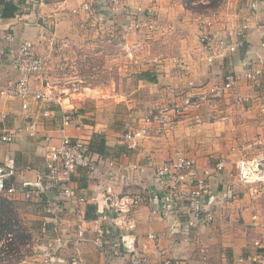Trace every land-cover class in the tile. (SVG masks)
<instances>
[{"label": "crops", "instance_id": "obj_1", "mask_svg": "<svg viewBox=\"0 0 264 264\" xmlns=\"http://www.w3.org/2000/svg\"><path fill=\"white\" fill-rule=\"evenodd\" d=\"M92 1L102 10L91 15L73 13L74 9ZM9 2L18 10L13 16H3L5 3ZM254 2L258 4V10L242 45L235 53L218 56L210 65L205 59L197 25L212 17L187 10L182 0H114L112 4L103 0H0V89L20 78L10 66L11 58L22 42L32 41L37 53L45 59L48 42L61 44L64 39L79 38V31L84 26L98 25L96 35L100 38L97 41L104 44L92 56L108 59L110 55H116L118 60L103 66L107 72L113 71L117 75L98 86L105 91L101 105H98L99 101L74 103L70 97H64V107L54 102L41 106L31 101L28 112H24L20 99L0 97V166L4 169L7 165L13 167L9 184L22 187L23 183L36 182L40 178L50 149L46 138H51L50 145L58 144L68 108H72L68 113L73 122L65 130L67 135L81 137L94 153L139 168L129 173L124 171L125 178L118 174L109 180L105 170H101L89 179L81 176L74 180L77 195L87 199L85 221L82 222L86 241L80 245L84 264L127 263L126 255L114 257L108 248L101 250L95 244L98 225L93 220L102 214L114 215V200L108 197L107 188L110 187L112 194L118 197L143 196V189L153 183V168L170 161L178 153L195 161L199 175L208 181L212 194L223 195L228 187H232L237 199L229 207L216 209L217 218L213 224L189 229L185 227L188 217L183 214L179 215L183 225L178 228H172L170 220L155 219L151 204L143 199L129 214L135 225L131 236L136 240L138 251L152 264L208 263L211 257L218 258L219 264H254L241 263L240 259L256 252L262 254V260L256 264H264V210H260V193L254 184L244 185L236 176L237 163L243 154L250 157L264 155V0H224L219 7V16L230 25L225 27L220 22H213L211 28L228 35L231 25L237 27L244 16L251 14ZM108 8L116 9V12L127 10L133 15L112 16ZM138 8L145 11L144 18L134 16ZM153 12L157 16H153ZM135 22L150 25L149 36L142 38L148 40L147 45L139 43L140 33H126L124 25ZM160 40L166 44L165 51L158 52L156 46L161 45ZM119 42L133 46L134 58L128 64L120 62L123 56L117 46ZM109 43H113L117 51L109 54V48L105 47ZM249 63L254 64L253 70L263 74L259 85L243 78L228 98L201 100L200 96L207 88L222 84L227 75L235 73L243 77L252 68L248 67ZM181 65L185 66V72ZM130 82L135 86L126 90L125 86ZM34 85L38 89L47 87L42 82ZM237 97H247V101L240 105L236 102ZM175 102L183 106V112L174 132L161 135L153 128L135 148L122 141L125 131L142 125L147 114ZM45 109L52 114L48 119L41 115ZM29 123L37 127L35 137L25 130ZM78 125L82 128L77 129ZM8 133L15 135L12 143L2 141V136ZM93 145H102L103 153L93 149ZM220 162L225 165L223 172L216 168ZM8 200L17 207L27 205L16 211L31 236L30 244L45 236L63 237L65 233H70L71 238L75 236V227L81 219L74 213L64 215L56 223L43 204L37 205L42 202L39 196L32 201L21 195ZM45 223L47 233L43 234ZM106 225L108 223L103 222L102 226ZM256 242L262 243V249H256ZM216 248L221 251L217 257ZM75 252V241L70 239L62 254L69 257ZM211 252L215 253L212 255Z\"/></svg>", "mask_w": 264, "mask_h": 264}, {"label": "built area", "instance_id": "obj_2", "mask_svg": "<svg viewBox=\"0 0 264 264\" xmlns=\"http://www.w3.org/2000/svg\"><path fill=\"white\" fill-rule=\"evenodd\" d=\"M103 1L109 4L114 3V0H111V3L110 0ZM93 4H95L94 1L86 2L78 9H74L73 13H94L98 9ZM99 8L101 9V6ZM250 10L251 14L244 16L240 25L229 27L230 33L228 35H222L220 31L211 28L213 22H220L225 27L230 25L229 21H222L219 14H213L210 21L201 20L198 22L200 42L204 48L205 59L208 64H214L218 56L235 53L242 45V41L245 40L250 30L254 13L258 10V4L254 2ZM138 11L145 13L142 8H139ZM16 16L18 17V15ZM120 44L122 50L128 56L133 57V46L126 42ZM61 45L62 47L67 46L68 41L62 40ZM181 66L185 72V66ZM249 66L252 68H249L243 77L232 73L225 77L222 84H215L207 88L205 93L201 94V100L228 98L243 78L253 85H259L263 74L253 70L254 64L249 63ZM10 67L19 73L20 78L9 87L0 89V97L20 99L24 112H28L31 101L41 106L54 102L64 107L63 99L52 97L49 94L48 86L45 89H38L32 81L34 77L41 76L45 70V59L37 53L32 41H24L19 45L15 56L11 58ZM246 101L247 97H237L236 99L240 105ZM187 104H190V101H187ZM70 110L72 108L67 109L68 112ZM68 112L63 117V133L58 144L52 146L50 145L51 138H46L50 149L47 154L45 171L40 178L36 182H25L22 187H16L9 184V180L14 174L13 167L7 165L4 169L0 166V195L8 199L21 195L27 201H32L34 197L38 196L42 200L45 199V211L56 223L64 215L74 213L81 219L75 227V236L71 238L70 233H65L63 237L60 235L54 238L48 236H45L47 238H37L34 244L28 243L26 246L31 250L30 253L25 254L23 251L15 253L10 258H5L0 264H84L80 245L86 241L82 222L85 221L84 213L87 210V199L77 195L73 186L74 180L81 176L89 179L101 170H105L107 178L113 180L118 174L125 178L124 171L129 173L139 170L136 165L126 166L119 163L115 158L94 153L89 150L81 137L67 135L65 130L73 122ZM182 112L183 106L177 102L162 105L157 108L155 113L147 114L142 125L127 129L122 136V141L128 147L135 148L140 141L150 135L153 128H156L161 135L169 131L174 132L181 120ZM41 115L48 119L52 114L48 109H45L41 111ZM81 128V125L77 126V129ZM25 130L30 136H36L37 127L34 123H29ZM14 139L13 133L2 136V141L5 143H12ZM216 168L217 171L223 172L225 165L220 162ZM152 175L153 183L143 189V196L128 194L118 197L113 195L112 189L108 187V197L114 200L112 201L114 215L102 214L93 220L98 225V237L95 239L97 248L101 250L108 248L112 256L117 258L126 255V264H152L145 254L138 251L136 240L131 236V231L134 230L135 225L129 214L143 199L151 204L152 216L159 221H172V228L182 227L180 214L187 216L188 221L185 223L187 229L213 224L217 218L216 209L229 207L237 199L232 187H228L223 195L215 196L212 194L208 181L199 175L195 161L183 153H178L170 161L154 167ZM236 176L239 182L244 185H264V155L250 157L243 154L237 163ZM253 218L257 219V216ZM105 221L108 225L103 227L102 224ZM46 226L45 223L42 227L43 234L47 233ZM149 237L154 238L153 235ZM70 239L75 241L76 252L72 256L65 257L62 252ZM254 246L258 250L262 249L260 242H256ZM261 260L262 254L256 252L242 257L240 262L256 264Z\"/></svg>", "mask_w": 264, "mask_h": 264}, {"label": "rangeland", "instance_id": "obj_3", "mask_svg": "<svg viewBox=\"0 0 264 264\" xmlns=\"http://www.w3.org/2000/svg\"><path fill=\"white\" fill-rule=\"evenodd\" d=\"M221 1V0H220ZM222 3L224 0L221 1ZM221 3V4H222ZM221 6V5H220ZM99 11V7H96ZM139 9V8H138ZM136 9L134 16L135 17H143L145 15L144 13H140ZM201 10V9H199ZM219 11V12H218ZM221 9H210V10H202L200 13L203 14H210L212 16L213 14H220ZM108 12L114 16V15H121L124 14L131 15L132 13H129L127 10H123L121 12H116V9L112 11L108 8ZM94 13H88V14H95ZM103 16V13L100 12ZM109 14V15H110ZM152 14V13H150ZM133 15V14H132ZM153 16H157L153 12ZM131 21V20H129ZM98 25H94L93 27H83L81 31H79V38H73L72 40L66 39L68 41V45L65 47H62L60 43H56L54 41L48 42V51L44 55L45 57V70L42 73L41 76H36L33 78V83H44L46 86L49 87V94L58 99L60 98H68L70 97L71 100L75 101L74 103H90V102H98V105H101V101L103 100V96L105 95L103 91L104 89L98 88L103 82V84H106V81L108 79H114L117 75V73L113 71L107 72L103 66H105L107 63L111 65L112 63L118 62L117 57H110L107 59L105 56H92V53H97L99 49H101L103 45L97 41L100 36L96 35ZM125 31L126 33L130 32H138L141 34V40L139 43H143L144 45L148 44V40L142 39L145 37H148L150 32L152 30L150 25H144L143 23L141 25L136 24H126ZM106 34V33H104ZM163 39V38H162ZM164 40V39H163ZM121 42L117 43V46L119 47V50H121V54L123 56L122 59H120V62L128 64L129 62L133 61V57L128 56L124 50H122V46L120 44ZM158 43L161 45L156 46V50L158 52L165 51V43L160 40ZM108 46H105L109 49V51H117L115 45L113 43L107 44ZM174 47L177 48L175 45ZM123 51V52H122ZM34 83V84H35ZM133 83L130 82L129 84H126L125 89L126 90H132ZM102 90V91H101ZM100 97V98H98ZM145 97V96H144ZM147 97V96H146ZM80 100H76L79 99ZM67 103V102H66ZM69 103V102H68ZM256 190L260 193V210H264V185L259 184L255 185ZM219 249V248H218ZM217 248L215 249V252H211L217 255L221 254V251H219ZM208 260L210 262L206 263L200 262L198 264H219L218 258L211 257ZM215 260V262H214ZM217 260V261H216Z\"/></svg>", "mask_w": 264, "mask_h": 264}, {"label": "trees", "instance_id": "obj_4", "mask_svg": "<svg viewBox=\"0 0 264 264\" xmlns=\"http://www.w3.org/2000/svg\"><path fill=\"white\" fill-rule=\"evenodd\" d=\"M221 1L182 0V3L187 10L194 13H200L203 9L213 10L219 8L222 3ZM17 10V7L12 2L5 3L3 16H13ZM92 148L103 153L102 145H93ZM41 204H43L44 207L46 206L45 199H43L42 202L37 203V205ZM25 207H27L26 204L17 207L12 201L0 196V263H2L5 258L13 256L15 253L23 251L25 254H28L31 252L30 249L26 248L27 244L31 241V236L27 232V228L24 226L23 222L20 220L17 214L18 211H16V208Z\"/></svg>", "mask_w": 264, "mask_h": 264}]
</instances>
